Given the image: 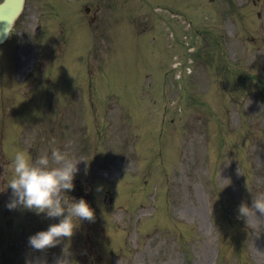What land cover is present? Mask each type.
I'll use <instances>...</instances> for the list:
<instances>
[{
    "label": "rangeland",
    "instance_id": "rangeland-1",
    "mask_svg": "<svg viewBox=\"0 0 264 264\" xmlns=\"http://www.w3.org/2000/svg\"><path fill=\"white\" fill-rule=\"evenodd\" d=\"M24 2L0 46V188L16 150L59 148L95 216L34 249L53 221L5 188L0 264H264V214H237L264 191V0Z\"/></svg>",
    "mask_w": 264,
    "mask_h": 264
},
{
    "label": "clouds",
    "instance_id": "clouds-1",
    "mask_svg": "<svg viewBox=\"0 0 264 264\" xmlns=\"http://www.w3.org/2000/svg\"><path fill=\"white\" fill-rule=\"evenodd\" d=\"M81 161L59 148L35 156L29 149L15 151L11 179L5 187L11 189L6 207H22L53 221L28 236L27 243L31 248L53 247L70 238L80 222L94 219L95 211L89 201L83 195L73 194ZM96 191H102V185H97ZM258 213L264 214V191L252 196L250 204L241 201L238 205L239 218L248 220Z\"/></svg>",
    "mask_w": 264,
    "mask_h": 264
},
{
    "label": "water",
    "instance_id": "water-1",
    "mask_svg": "<svg viewBox=\"0 0 264 264\" xmlns=\"http://www.w3.org/2000/svg\"><path fill=\"white\" fill-rule=\"evenodd\" d=\"M23 0H4L0 5V43L6 39L12 22L22 10Z\"/></svg>",
    "mask_w": 264,
    "mask_h": 264
}]
</instances>
